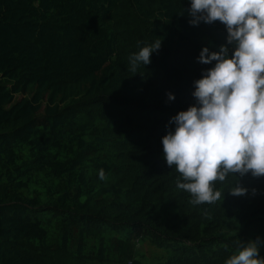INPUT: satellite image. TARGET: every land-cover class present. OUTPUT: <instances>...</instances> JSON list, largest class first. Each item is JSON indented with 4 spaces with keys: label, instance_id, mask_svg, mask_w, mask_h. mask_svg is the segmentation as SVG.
I'll return each instance as SVG.
<instances>
[{
    "label": "trees",
    "instance_id": "obj_1",
    "mask_svg": "<svg viewBox=\"0 0 264 264\" xmlns=\"http://www.w3.org/2000/svg\"><path fill=\"white\" fill-rule=\"evenodd\" d=\"M189 6L0 0V264H225L257 238L264 257V177H238L243 196L234 177L214 182L221 200L193 205L163 158L170 118L212 66L201 48L226 44L219 21L189 24ZM146 240L162 253L152 263Z\"/></svg>",
    "mask_w": 264,
    "mask_h": 264
},
{
    "label": "clouds",
    "instance_id": "obj_2",
    "mask_svg": "<svg viewBox=\"0 0 264 264\" xmlns=\"http://www.w3.org/2000/svg\"><path fill=\"white\" fill-rule=\"evenodd\" d=\"M187 12L190 25L222 23L226 44L218 51L201 48L198 62L212 66L193 81L195 103L170 118L174 128L161 143L165 163L180 174L176 188L189 193L193 205H211L224 193L214 182L234 177L227 190L243 196L248 189L238 177H264V0H190ZM160 47L159 39L132 53L129 71L150 64ZM98 178L106 180L104 169ZM260 243L259 238L237 241L236 254L225 264H264Z\"/></svg>",
    "mask_w": 264,
    "mask_h": 264
},
{
    "label": "rangeland",
    "instance_id": "obj_3",
    "mask_svg": "<svg viewBox=\"0 0 264 264\" xmlns=\"http://www.w3.org/2000/svg\"><path fill=\"white\" fill-rule=\"evenodd\" d=\"M138 252L141 255V258L145 260V262L152 263L156 261L158 256H160L161 250H159L157 247H155L151 242L149 241H143L138 243L137 245Z\"/></svg>",
    "mask_w": 264,
    "mask_h": 264
}]
</instances>
